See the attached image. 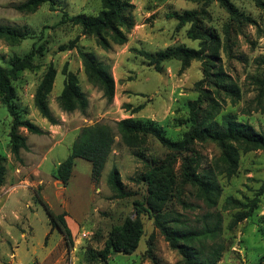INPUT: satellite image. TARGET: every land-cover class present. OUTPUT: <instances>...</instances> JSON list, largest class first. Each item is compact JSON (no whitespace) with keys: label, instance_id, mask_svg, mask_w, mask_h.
Returning a JSON list of instances; mask_svg holds the SVG:
<instances>
[{"label":"rangeland","instance_id":"1","mask_svg":"<svg viewBox=\"0 0 264 264\" xmlns=\"http://www.w3.org/2000/svg\"><path fill=\"white\" fill-rule=\"evenodd\" d=\"M23 1L0 0V24L27 31L16 44L0 38V63L9 66L12 56L38 49L33 65L22 69L13 80V103L21 118L33 122L41 132L18 128L26 147L20 148L16 158L10 137L13 116L0 101V154L5 159L0 185V264H99L91 251L101 250L113 229L127 218L141 225L140 238L131 252L112 253L109 264H181L182 255L143 209H148L150 193L147 182L137 180L150 166L171 156H175L173 181L161 208L174 212L192 228L202 227L207 212L220 213L222 231L217 240L225 250L218 264H264V147L248 151L237 148L236 161L231 163L214 141L195 140L187 151L174 152L151 135L126 139L117 125L127 117L154 121L169 137L180 138L189 129V102L204 94L201 110L206 121L220 120L224 113L232 112L264 132L257 81L264 76V8L254 0H229L243 14L237 19L218 0L207 5L201 25L213 32L217 41L211 50L214 75L211 82H202L200 90L197 83L204 78L201 60L184 65L171 59L157 70L140 50L154 53L178 45L199 48L200 40L188 35L192 23L180 24L170 14L198 10L204 0H129L134 24L126 31L127 41L111 42L109 48L100 45L97 36L84 34L78 25L61 21L64 12L97 14L102 0H57L56 8L44 3L28 13L16 8ZM73 43L107 65L114 78L111 100L89 80ZM50 67L55 69V78L47 102L56 123L42 116L35 104L36 90ZM67 72L76 76L87 98L85 110L68 111L59 104ZM94 123L108 124L115 133L102 174L94 181L91 162L78 157L64 185L57 177V168L71 152L81 129ZM184 157H193L197 172L214 170L221 188L216 206L209 207L196 187L184 182ZM113 168L129 191L125 197L116 195L110 183ZM38 194L55 213H66L72 244L58 228L52 229L45 205L36 199ZM230 196L242 201L256 196L260 199L253 214L232 229L229 225L236 209L225 206Z\"/></svg>","mask_w":264,"mask_h":264},{"label":"trees","instance_id":"2","mask_svg":"<svg viewBox=\"0 0 264 264\" xmlns=\"http://www.w3.org/2000/svg\"><path fill=\"white\" fill-rule=\"evenodd\" d=\"M213 0H204L203 5L198 10H187L185 12H173L171 17H175L180 24L191 22L192 26L188 30V35L192 39L200 40V47L193 48L185 45L168 47L157 52L140 50V53L149 59L150 64L157 70L161 69L164 61L177 59L184 65H188L192 60L202 61L204 78L198 81L199 89L202 90L203 81L212 80V66L214 54L211 53L213 45L217 41V36L201 25V20L207 14V5ZM233 18L240 19L242 13L229 0H218ZM256 4L264 8V0H254ZM44 3H48L52 8H56L57 0H24L16 8L22 12H34ZM131 3L129 0H102V9L97 14H74L63 13L62 22L78 25L84 34L97 36L98 42L104 48H109L111 42L123 44L127 41L126 31L134 22L130 13ZM27 35V31L22 27L0 24V38L9 44L18 43ZM108 35V37L106 36ZM76 46L74 43L71 45ZM82 57L86 73L89 80L99 86L107 99L114 96V78L107 65L99 61L95 55L86 51L80 46H76ZM38 49L33 47L23 56L14 55L10 65L4 66L0 63V101L4 104L13 116L10 131L11 150L16 158H19V150L26 147L25 138L18 132V128L23 126L30 132L40 133L41 129L28 119H22L14 106L16 97L13 80L16 79L20 71L28 66H32L34 57ZM264 61V59H263ZM55 78V69L50 67L35 93V104L42 116L51 123L57 120L52 114L47 102V95L51 89ZM259 85L258 99L263 104L264 109V76L257 79ZM234 90V89H232ZM204 97L200 95L189 102L190 114L188 122L189 129L180 138L174 139L165 134L163 128L154 121H144L127 117L118 121L117 125L124 137L128 139L132 135L144 134L157 138L163 146L176 152L187 151L195 140H211L216 142L224 152L225 157L231 163L236 161L234 155L237 148L248 151L254 148L264 147V132L257 131L250 124L240 120L235 113L227 112L221 116L220 120L206 119L202 115V105ZM60 106L68 111L75 109L85 110L87 98L80 89L77 78L74 74L67 72L64 88L58 96ZM115 141L113 128L104 123H94L84 126L74 140L71 152L60 162L57 168V177L67 185L72 174L75 159L78 157L89 160L92 165V179L99 180L109 154L112 151ZM176 155V154H175ZM175 156L168 157L165 161L157 165L150 166L148 171L141 173L137 180L147 182L150 193L148 199V209L143 208L154 220L155 225L160 229L165 239L173 249L182 255L181 264H218L225 250V245L217 240L222 231V218L218 212H207L204 215L203 225L200 228L189 227L181 221L180 217L174 215L172 211H164L160 203L167 200V187L172 182V165ZM4 157L0 154V185L5 174ZM193 157H184L182 162V177L184 182L196 187L200 192V197L209 206L218 204L220 195V184L216 180L213 169L205 173L197 172V165H193ZM229 168V167H228ZM232 169L229 170L231 172ZM110 183L119 197H125L129 191L125 190L123 181L117 168H113L109 177ZM259 195V194H258ZM36 199L41 200L46 207L51 219L52 229L58 228L68 240L73 243V235L65 219V212L55 213L43 197L38 194ZM259 197L248 198L242 201L239 198L228 197L226 207L235 208L236 212L229 227L232 229L239 222L250 217L258 207ZM141 225H135L130 218L113 229L104 247L97 251H91V257L99 260V264H109L108 258L114 252H131L140 238ZM264 262V255L262 256Z\"/></svg>","mask_w":264,"mask_h":264}]
</instances>
